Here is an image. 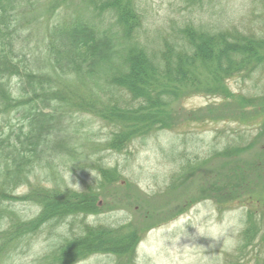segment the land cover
I'll list each match as a JSON object with an SVG mask.
<instances>
[{"label": "trees", "instance_id": "trees-1", "mask_svg": "<svg viewBox=\"0 0 264 264\" xmlns=\"http://www.w3.org/2000/svg\"><path fill=\"white\" fill-rule=\"evenodd\" d=\"M209 1H191L200 7L198 23L172 19L151 33L135 0H0V264H25L16 256L30 250L46 227L56 230L65 222L69 233L32 264H78L93 255L136 264L150 230L208 199L221 209L264 190V95L246 97L228 86L264 71V14L261 32L246 31ZM81 89L92 92L86 96ZM195 95L225 103L186 110L184 100ZM80 111L110 128L99 130L91 147L117 153L138 139L198 122L253 121L259 130L228 136L221 149L203 157L181 154L161 204L156 193L148 198L127 186L124 194L138 215L119 226L91 224L87 216L109 208L105 186L120 187L118 168L98 157L99 181L83 190L31 179L53 154L78 151L60 136V125ZM177 190L192 197L178 198ZM18 204H32L37 212L27 218ZM262 228L243 229L241 248L252 247L249 254L258 249L254 264H264L255 244L260 234L264 241Z\"/></svg>", "mask_w": 264, "mask_h": 264}, {"label": "rangeland", "instance_id": "rangeland-1", "mask_svg": "<svg viewBox=\"0 0 264 264\" xmlns=\"http://www.w3.org/2000/svg\"><path fill=\"white\" fill-rule=\"evenodd\" d=\"M191 1L135 0V3L145 13V20L150 27L149 32L154 33L159 27L169 25L172 19L177 21V24L182 18V21L194 20L198 23L200 7L192 6ZM258 1L212 0L209 1V6L213 3L212 8L219 11L224 10L229 17L226 18V15L224 19L241 24L242 29L246 31L261 32L264 6L262 7ZM207 4L208 2L202 7V10L205 8L206 14L209 13ZM202 17L207 16L204 14ZM206 75L204 72L203 76ZM228 86L234 93H241L246 97L264 95V71L245 80L231 79L228 81ZM79 92L87 96L92 91L81 89ZM223 103L225 102L221 98L195 95L184 100V107L188 110ZM72 115L71 119L63 120L61 123L60 136L65 137L68 144L78 151H75L72 156L62 151L59 152V157L55 156L58 153L53 154L52 163L49 166L46 165L43 170L35 171L31 179L37 182L47 177L49 185H53L54 181H60L69 187L83 190L87 185L96 186L95 184L99 181H97L99 171L96 169L95 160L98 157L102 158L103 162L99 163L105 167L119 169L120 187L106 185L103 191L108 196L109 208L99 215L87 216L85 221L91 224L104 223L111 226L124 224L138 215L129 197L124 194L129 191L127 186L137 190L138 193L145 194L148 198L149 195L156 193L154 195L160 197L157 201L161 204L165 198L171 171L178 165L177 160L191 153L203 157L213 147L221 149L228 136L250 132L254 134L259 130L257 125L252 124L253 121L198 122L176 131H161L144 140L138 139L128 149L117 153L100 151L91 147L97 138L96 133L99 130L107 133L110 130L109 127L88 113L80 111ZM70 123L78 124L77 132L70 131L75 125L67 129ZM225 192H229L228 187ZM254 193L249 196L248 200H252L251 202L236 201L232 206L231 204L220 206L221 209L212 199H208L196 204L188 213L150 230L138 246L136 264H254V254L258 249L254 250V254H249L252 247L241 248L242 242L244 243L243 229L246 225H249V229L252 228V230L258 229V226L263 227L262 233H264V190H260L258 194L257 191ZM182 194H185L187 198L192 197H189L186 191ZM181 195L178 191L177 197ZM146 196L143 197L146 198ZM157 196H154V200ZM17 209L27 218L33 217L37 212V208L32 204H18ZM68 226L69 224L65 222L56 230L46 227L41 235L35 237L30 250H25L24 253L16 256L17 262L32 264L33 260H40V256L49 251V244L58 242L60 236H66L69 233ZM260 236L255 244L260 245V253L264 255V241L260 239ZM261 258L264 259V257ZM114 263L115 258L112 256L93 255L78 264Z\"/></svg>", "mask_w": 264, "mask_h": 264}]
</instances>
